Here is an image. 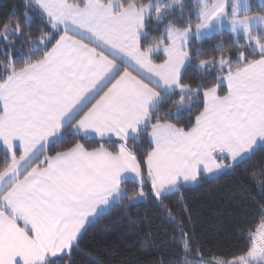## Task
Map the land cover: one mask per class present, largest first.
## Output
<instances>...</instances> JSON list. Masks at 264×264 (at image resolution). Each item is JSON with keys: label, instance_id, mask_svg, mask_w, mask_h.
Instances as JSON below:
<instances>
[{"label": "snow or ice", "instance_id": "obj_1", "mask_svg": "<svg viewBox=\"0 0 264 264\" xmlns=\"http://www.w3.org/2000/svg\"><path fill=\"white\" fill-rule=\"evenodd\" d=\"M24 6L25 21L35 12L49 29L35 39L19 20L0 30L6 43L24 37L33 53L19 66L11 53L0 61V264L61 258L70 264L73 251L89 264H106L80 241L123 201L146 199V184L162 202L182 185L264 154V4L254 12L249 0H196L194 24L191 16L186 26L169 19L151 38L147 21H164L174 7L183 14V0H24ZM224 30L235 39L219 41L217 55L204 57L191 44ZM233 47L235 57L228 54ZM194 58L203 75L216 72L210 85L185 81ZM201 99L189 123L174 122ZM69 133L78 139L49 151ZM93 135L118 144L110 150L81 142ZM144 135L141 159L129 141ZM250 175L264 193V165ZM129 180L137 185L131 192L123 187ZM178 228L182 264H210L193 234ZM247 235L244 254L215 264H264V203ZM152 264L175 261L160 256Z\"/></svg>", "mask_w": 264, "mask_h": 264}, {"label": "trees", "instance_id": "obj_2", "mask_svg": "<svg viewBox=\"0 0 264 264\" xmlns=\"http://www.w3.org/2000/svg\"><path fill=\"white\" fill-rule=\"evenodd\" d=\"M154 1L139 0L140 3ZM183 2L186 5L183 14L176 7L162 22L147 21L149 38L158 37L169 19H175L178 26H186L190 16L193 24L196 22V0H183ZM252 5L254 12L260 9L255 0H252ZM24 11V0H0V30L4 23L10 21L14 26L19 20L25 26V31L30 32L35 39L41 29L45 31L49 29L35 12H30L29 18L25 21ZM24 39V37L16 38L14 44L0 39V61L6 63L8 53H11L17 65H22L24 58L33 54L26 42L22 43ZM234 39L231 33L223 31L221 35H214L202 42L193 39L191 44L193 47H202L205 50L204 57H207L218 54L215 45L219 41L223 40L225 44H231ZM148 42V39L144 40L145 44ZM240 42L244 43L242 39ZM228 54L235 57L237 55L235 47ZM160 57L162 55L158 54L157 61ZM197 63V59L194 58L192 66L188 67L184 74L185 81L195 85L203 80L210 85L215 80L216 72L211 71L203 75V70L196 68ZM224 87L226 86L221 87L220 90L223 91ZM168 106L166 104L165 108ZM201 107L202 99L196 103L191 112L184 111L179 120L174 122L182 125L189 123ZM76 139L78 138L69 133L62 144L51 145L49 151L60 150ZM81 142L89 148L98 147L103 142L110 150L118 144L115 141L92 139ZM129 146L133 147L142 159L148 149V138L144 135L135 144L129 141ZM4 160L5 153L0 151V166L3 165ZM262 165H264V154L258 153L235 171L229 170L213 179L203 177L198 185L182 186L179 192L166 195L162 202L152 194L150 184H146V202L133 204L125 200L114 207L109 214L88 229L80 241V247L102 258L106 264H152V261L160 256L165 260L175 261V264H182L184 253L179 243L181 233L178 225H180L185 231L193 234V246L195 247L197 242L202 246L204 259L210 264H215L216 259H232L242 255L249 247L248 231L254 230L260 222V204L264 203V193L257 187L259 177L254 179L250 173L258 170ZM123 187L131 192L137 185L134 182H126ZM181 195L183 200L180 199ZM191 258L198 259L195 252L191 253ZM60 264H66V259L61 258ZM70 264H89V257L79 251H73Z\"/></svg>", "mask_w": 264, "mask_h": 264}, {"label": "rangeland", "instance_id": "obj_3", "mask_svg": "<svg viewBox=\"0 0 264 264\" xmlns=\"http://www.w3.org/2000/svg\"><path fill=\"white\" fill-rule=\"evenodd\" d=\"M154 2H155V1H154ZM154 2H152V3H154ZM255 3H256V5H257V7H261V5L264 4V0H255ZM249 4H250L251 8L253 9L254 5H252V0H249ZM174 8H176V7H174ZM196 10H197V7H196ZM196 10H195V12H196ZM229 11H230V9H229ZM153 14H155V13L153 12ZM224 31H228V30H224ZM228 32L231 33L230 31H228ZM159 54H160V55H163L162 52L159 53ZM227 171H229V170H227ZM227 171H225V172H227ZM225 172H223V173H225ZM223 173H221V174H223ZM221 174H218V175H216V176L204 177V178H206V179H213V178L218 177V176L221 175ZM202 178H203V177H202ZM202 178H201V181H200L199 183L202 182ZM199 183H198V184H199ZM198 184H187V185H182V186H186V187H188V186H196V185H198ZM150 188H151V185H150ZM151 192H152V191H151ZM146 200H147V198H146V199H142V200H140V201H138V202H134L133 204L144 203V202H146Z\"/></svg>", "mask_w": 264, "mask_h": 264}, {"label": "crops", "instance_id": "obj_4", "mask_svg": "<svg viewBox=\"0 0 264 264\" xmlns=\"http://www.w3.org/2000/svg\"><path fill=\"white\" fill-rule=\"evenodd\" d=\"M90 139L96 140V141H101L99 137H95L94 135ZM104 141H108V138H105ZM111 141L118 142L115 137H112L111 138ZM126 182H133V181L132 180H129V181H126Z\"/></svg>", "mask_w": 264, "mask_h": 264}]
</instances>
